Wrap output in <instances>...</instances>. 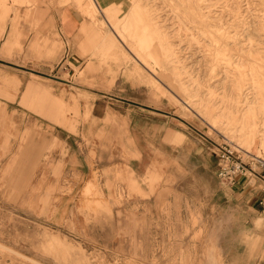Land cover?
Here are the masks:
<instances>
[{
	"label": "rangeland",
	"instance_id": "rangeland-1",
	"mask_svg": "<svg viewBox=\"0 0 264 264\" xmlns=\"http://www.w3.org/2000/svg\"><path fill=\"white\" fill-rule=\"evenodd\" d=\"M62 1L51 3L93 20L134 76L121 67L114 77L103 66L92 84L90 57L72 62L74 51L67 57L56 32V51L45 54L48 78L69 65L79 89L59 84L52 93L78 106L80 126L93 118V106L100 117L130 112L131 132L148 127L142 138L158 179L152 185L137 163L134 171L131 155L108 172L94 164L85 175L63 166L56 174L62 153L43 122L25 135L27 124L10 116L9 149L0 147V264H264V223L255 222L264 212L233 188L242 182L260 191L263 183L251 186L244 177L223 185L217 156L231 140L249 166L264 160V0ZM175 133L182 142L172 141ZM128 173L140 191L130 189Z\"/></svg>",
	"mask_w": 264,
	"mask_h": 264
},
{
	"label": "crops",
	"instance_id": "crops-1",
	"mask_svg": "<svg viewBox=\"0 0 264 264\" xmlns=\"http://www.w3.org/2000/svg\"><path fill=\"white\" fill-rule=\"evenodd\" d=\"M6 1L0 0V140L2 142L0 147L3 153L9 149L10 134L6 129L9 117H19L16 118L17 126L21 120L27 124L25 135L32 132L35 126H39V122H43V130L53 136L54 142L60 145L59 149L63 157L61 156L60 164L53 166L56 174L63 166L66 172L75 171L85 175L86 172L92 171L91 165L94 164L101 165L100 169L108 172L124 164V158L131 155L137 156L128 162L132 165V169L134 170L133 165L137 163L140 169L143 168L142 174L146 176L152 170V161H149L147 153L151 145L147 141L143 142L145 139L142 138L146 135L144 129L148 128L147 126L138 133H133L130 128L132 123L130 112H118L117 115L106 112L100 117L94 115V106L91 108L93 118L83 126L77 125V116L80 112L78 106L75 105L74 108L68 106L62 98L55 96L51 91L56 88L61 89L62 87H58L59 84L65 85V91L69 90L73 94L75 93L71 87L79 89L76 79L67 76L73 72L69 65H66V72L58 71L59 74L64 72L62 76H54L55 80L48 78L49 69L53 67L45 54L56 51L55 45L51 44L56 32L65 44L64 52L67 57L74 51L72 62L79 61L81 57H90L86 70L91 75L87 76V79L92 84L97 83L103 66H107L108 73L114 77L122 68L125 69V73L127 72L128 78L134 76L123 62L114 40L111 38V42L110 37L104 34L90 18V21L84 22L80 10L79 12L68 6L62 8L53 6L51 0H38L35 7L28 4L20 5L13 0ZM24 1L30 2V0ZM62 2L66 5L71 3L66 0ZM76 8L78 9L77 6ZM77 45L78 47L75 48ZM55 64L54 69H57L61 62ZM89 93L91 96L95 95L93 91ZM70 111H73L71 117ZM89 113L90 109L86 114ZM112 116H115V119L110 122ZM127 125H129L128 130ZM183 139V134L175 133L172 141L180 143ZM159 144L163 149L164 141L161 140ZM155 147L159 149L157 145ZM91 151L95 155H92ZM157 154L160 155V152ZM159 155L155 159L156 165H161L160 162L164 160ZM39 163L38 156L33 155L31 169H38ZM147 176L152 185L158 179L154 171L149 172ZM125 180L130 189L140 191L139 181L132 173H128ZM233 188L238 189L239 194L243 196H250L249 201L254 200V204L258 206L260 191L248 188L242 185V182ZM49 191L52 193L55 188ZM42 200L46 204L49 198ZM30 203L33 205V202ZM255 222L256 226L260 227L259 224L264 223V218L259 217ZM71 223L76 226L74 218ZM261 240L262 237L257 236L251 242L249 247L251 255L259 249Z\"/></svg>",
	"mask_w": 264,
	"mask_h": 264
},
{
	"label": "built area",
	"instance_id": "built-area-1",
	"mask_svg": "<svg viewBox=\"0 0 264 264\" xmlns=\"http://www.w3.org/2000/svg\"><path fill=\"white\" fill-rule=\"evenodd\" d=\"M217 156L219 160L218 176L223 185L234 186L244 177H247L251 186L257 185V180L263 183L260 188L261 197L258 200V206L264 212V172H259L260 168L264 171V160H259L258 166H253L256 163L249 166V163L243 161L238 149L227 142L219 146Z\"/></svg>",
	"mask_w": 264,
	"mask_h": 264
},
{
	"label": "bare ground",
	"instance_id": "bare-ground-1",
	"mask_svg": "<svg viewBox=\"0 0 264 264\" xmlns=\"http://www.w3.org/2000/svg\"><path fill=\"white\" fill-rule=\"evenodd\" d=\"M228 142H230L231 144H233V145L235 146V148L238 149L237 145H235V143H234L233 141L228 140ZM239 150H241V149H239ZM241 151L243 152V150H241ZM245 155L251 156V155H249V154H247V153H246ZM253 157H255V156H253ZM255 158H261V157H255ZM86 190H88V189H86Z\"/></svg>",
	"mask_w": 264,
	"mask_h": 264
}]
</instances>
